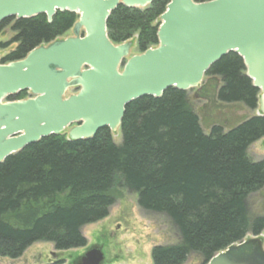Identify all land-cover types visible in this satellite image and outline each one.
Returning <instances> with one entry per match:
<instances>
[{"label":"trees","instance_id":"1","mask_svg":"<svg viewBox=\"0 0 264 264\" xmlns=\"http://www.w3.org/2000/svg\"><path fill=\"white\" fill-rule=\"evenodd\" d=\"M169 1L145 8L118 5L106 22L108 37L117 44L136 35L139 52L156 46L159 17ZM77 19L73 12L57 11L51 22L45 14L2 20L0 31L10 26L14 34L0 48L15 46L1 61L22 59L61 37ZM204 75L220 81L219 102L257 108L259 90L237 53L229 52ZM27 95L21 91L8 100ZM119 131V144L106 127L83 140L50 135L0 163V257L18 258L39 241L59 251L85 246L81 228L108 215L116 185L136 193L142 209L166 215L178 230L176 243L152 248L153 264H184L191 253L205 263L264 230V217H251L246 204L264 186V158L248 156L249 145L264 136V116L227 131L212 125L206 134L188 92L169 88L160 97L130 102Z\"/></svg>","mask_w":264,"mask_h":264},{"label":"water","instance_id":"2","mask_svg":"<svg viewBox=\"0 0 264 264\" xmlns=\"http://www.w3.org/2000/svg\"><path fill=\"white\" fill-rule=\"evenodd\" d=\"M153 1L0 0V22L38 14L51 22L57 11L78 15L71 36L41 44L19 60L4 63L0 57V163L67 129L69 140L91 138L105 127L115 132L130 102L198 87L229 52L243 59L264 116V0H170L159 17L158 44L129 55L132 41L113 43L107 19L118 5L145 8ZM21 91L30 96L6 100ZM102 258L93 249L81 260L100 264ZM202 264H264L261 238L231 244Z\"/></svg>","mask_w":264,"mask_h":264},{"label":"rangeland","instance_id":"3","mask_svg":"<svg viewBox=\"0 0 264 264\" xmlns=\"http://www.w3.org/2000/svg\"><path fill=\"white\" fill-rule=\"evenodd\" d=\"M13 32L10 26L0 31V41L11 39ZM72 35V29L62 37ZM136 35L129 55L140 53L136 45ZM0 48V56L14 48ZM218 79L204 75L203 81L196 88L188 90V97L194 111L199 116L200 124L207 134L212 125H221L224 131L236 126L246 119L260 115L259 108L249 109L243 103H222L216 98V90L220 85ZM202 88L201 91L199 89ZM76 92L69 90L67 95ZM114 142L120 143L121 135L117 130L112 133ZM248 156L253 161L264 158V136L251 143ZM114 201L108 209V215L94 223L81 228L86 238V245L59 251L51 242H35L28 246L23 254L15 259L0 257V264H45L59 261L62 264H76L81 257L93 249L100 250L103 258L100 264H153L151 250L156 245L176 243L179 233L176 227L161 213L142 209L137 202V194L116 185L112 189ZM251 217H264V186L251 193L246 200ZM252 237L248 234L246 238ZM264 250V230L259 235ZM203 259L197 253H191L184 264H202Z\"/></svg>","mask_w":264,"mask_h":264},{"label":"flooded vegetation","instance_id":"4","mask_svg":"<svg viewBox=\"0 0 264 264\" xmlns=\"http://www.w3.org/2000/svg\"><path fill=\"white\" fill-rule=\"evenodd\" d=\"M76 264H83L82 260H79Z\"/></svg>","mask_w":264,"mask_h":264}]
</instances>
